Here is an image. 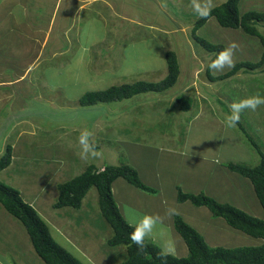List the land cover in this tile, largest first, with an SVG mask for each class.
<instances>
[{"label":"rangeland","instance_id":"rangeland-1","mask_svg":"<svg viewBox=\"0 0 264 264\" xmlns=\"http://www.w3.org/2000/svg\"><path fill=\"white\" fill-rule=\"evenodd\" d=\"M226 1L212 0L213 8ZM204 2L205 0H0V40L3 47L12 48V51L2 48L3 59L8 60L9 64L13 63L12 65L22 64L24 53L19 43L22 41L20 34L24 35L23 39L26 41L24 45L26 49L30 48L28 51H31L34 58L37 59L39 51L52 40L56 41V55H59H55L56 58L52 62H50L52 58L49 62L38 59L37 66L31 68L27 74L26 69H10V73L5 70L12 78L6 77L4 79L6 84L0 86L4 94L0 92L5 97L1 101L3 104L9 102L8 108L18 112L15 119L19 122L9 133L14 119H8L11 122L3 129L0 127L2 155L5 154L7 145L13 146L12 154L17 153L22 157V170L27 171L23 173L25 181L22 183L28 182L32 185L37 182L33 176L36 166L45 167L50 171V168L57 169L61 162L62 166L67 167L58 174L62 177H59L60 181L54 179L48 181L50 172L40 169L38 183L45 189L41 200H35L32 204L48 223L54 239L84 264H121L128 257L125 246L108 245L114 232L101 214L96 188L89 191L80 210L69 207L57 210L53 207L58 201L59 185L81 175L90 165H95L98 169L130 165L141 171L142 176L146 177L152 186L155 187L157 183L166 188L163 191L166 196L155 199L157 205L166 208L163 213H161L163 209L159 212L161 222L159 218L151 234L144 237L146 242L157 245L164 253L178 258L189 255L184 239L177 233L175 226L174 229L170 226L168 213L170 209H175L186 217L191 216H187L183 205L170 202L168 198L173 190L170 184L166 183L167 178L158 175V172H161L166 176L170 166L177 163L172 159L174 155L166 160H162L160 156L157 158L159 146L175 143V140L171 139L175 133L164 131H169V126L174 123L170 119L160 121L165 115L161 114L157 99L151 102L152 106L149 108L144 109L140 105L141 111L140 106H135L146 104L147 96L155 94H142L129 101L117 102V105L102 102L82 106L80 100L84 95L138 81L159 82L168 73L166 53L174 51L178 56L182 75L175 88L170 90L169 97L185 92L191 94L196 87L199 95L206 93L209 98L213 97L212 104L214 107L218 105L226 118L231 115L233 103L257 95L264 97V67L248 70L246 75L238 72L236 76L241 75L240 77L233 76L223 83L219 81L211 85L215 82L211 83L209 74H223L233 67H226L220 72L210 70L208 65L215 56L214 53H208L194 40L192 30L201 18L195 8L197 4L203 5ZM50 8L53 9V14L52 12L49 14ZM240 11L242 14L248 11L264 12V0H241ZM26 12L30 26L25 18ZM73 17L74 26L69 29L70 50L62 55V49L58 47L64 49L68 47L62 34L63 30L66 31L69 27L68 18ZM219 24L216 18H211L198 31V36L224 48L231 42H236L239 49L234 56L235 65L241 62L257 63L261 60L264 47L258 38L245 34L241 29H227ZM256 26L264 36V23ZM26 31L29 37H26ZM16 47L21 48L16 50ZM48 49L49 47L46 50ZM48 64L52 66L45 67ZM44 67L49 69L46 74ZM194 67H197L199 72L196 73L194 86H191L194 82ZM192 72L193 77L190 76ZM5 74L3 75L6 76ZM22 74L26 79H20L23 77ZM208 86L215 87L209 90ZM124 105L129 110L134 109V105L137 111L142 112V116H147L148 124L152 125L147 126L145 120L135 122L138 113L135 111L125 113L123 119L120 116H110V112ZM1 122L3 123L0 116V124ZM218 129L205 128L208 132L201 138L203 129L198 130L194 127V132H191L187 139L201 138L202 141H213L215 143L213 148L217 150L218 147L221 160L225 161L222 165L227 170L229 163L248 167L260 164L261 157L252 141L256 142L264 153V104L255 111L244 109L240 113L239 124L235 127H229L227 123L223 133L218 132ZM49 131L54 132L52 139L48 136ZM82 132L92 134L90 142H94L99 155L82 158V146L79 144ZM186 133V127H183L181 133L183 138ZM31 153L38 161L28 160ZM53 156L55 158H52ZM205 167L204 165L194 167V174L205 171ZM237 176L231 172L229 176L225 174V179H218L219 183L223 182L225 191L217 193L218 190H215L217 193L215 201L249 211L246 213L256 218H264V210L255 193H252L254 190L241 189L238 182L240 179H236L241 177ZM194 178L196 186L206 185L208 181L203 176ZM116 184V197L122 193L118 187L122 184L130 186V195L134 193L146 195L141 199L137 196H134L133 200L130 199L135 203V208H140L138 213L142 218L147 215L144 211L156 206L148 197L152 194L135 189L124 179ZM202 192L207 193L205 190ZM125 196L128 197L127 194ZM122 200L123 203L117 204L118 208L122 207V214L125 218L127 216L130 222L133 208L129 205V200ZM136 201L140 203L137 204ZM164 201L167 206L162 205ZM211 213L207 216L202 213L192 216L194 225L202 231V236L209 246L234 248L262 244V239L233 229L223 218L218 219ZM137 217L138 214L135 218L141 221L142 218ZM71 233H74L73 236ZM67 237H70V240ZM21 255L24 258L26 252H22ZM40 258L38 263L42 261Z\"/></svg>","mask_w":264,"mask_h":264},{"label":"trees","instance_id":"trees-1","mask_svg":"<svg viewBox=\"0 0 264 264\" xmlns=\"http://www.w3.org/2000/svg\"><path fill=\"white\" fill-rule=\"evenodd\" d=\"M241 0H227L213 8L209 16L200 18L192 30L194 40L208 53H219L224 47L215 45L198 36V31L211 18H216L221 27L227 29H241L245 34L256 37L264 47V36L257 29V24L264 23V12L240 11ZM168 66L167 76L159 82L138 81L132 84L112 86L105 91L90 92L81 98L82 106H91L98 103L122 102L135 96L147 93H163L172 89L181 74L180 63L176 52L166 53ZM215 56L211 59L214 60ZM264 67V51L257 63L241 62L229 72L220 76L209 74L211 82H218L237 75L240 71H253ZM182 112L189 111L191 99L185 95L177 98ZM239 124V122L237 123ZM254 148L261 157V162L255 167L241 164H229V170L248 178L255 189L256 195L264 210V153L257 143ZM13 149L10 145L0 158V172L8 168L12 162ZM124 179L133 187L154 194L156 191L143 183L136 169L129 165L106 166L98 169L95 165L87 167L81 175L59 185V197L55 209L73 208L80 210L83 201L92 188L98 192L101 214L112 228L114 234L108 241L111 247L125 246L127 260L121 264H264V218H256L229 204H219L215 199L204 193L195 195L178 190V202H191L197 207H207L217 218H223L235 230L241 231L253 238L262 239L258 246H244L235 248L211 247L202 235L187 224L180 216H176L174 226L184 239L189 255L178 258L164 253L157 245L143 241V248L138 247L130 239L135 226L130 225L120 209L113 194V184L118 179ZM0 203L9 214L21 221L26 227L38 255L44 264H84L72 253L62 247L52 236L48 223L39 215L36 209L24 201L21 193L0 181Z\"/></svg>","mask_w":264,"mask_h":264},{"label":"crops","instance_id":"crops-1","mask_svg":"<svg viewBox=\"0 0 264 264\" xmlns=\"http://www.w3.org/2000/svg\"><path fill=\"white\" fill-rule=\"evenodd\" d=\"M51 12L53 14V9L50 8L49 14ZM27 14H28V12H26L25 18L27 19V24L30 26L29 17H27ZM52 14H51V16H52ZM68 19L70 20V24L68 25L69 27L66 29V31L64 29L63 34H62L64 41L66 43H68V47L65 49L62 47H58V49H62V52H63L62 55H64L65 52H69V50H70V47H69V44H70L69 32L70 31H69V29H71L72 26H74V22H75L74 17L72 19H70V18H68ZM25 33H26V37H29L27 31ZM2 36L4 37L5 34H3ZM23 37H24V35L20 34V38L22 39V41H19V43L22 46L21 50L23 51L24 55H23L22 64H19L18 66L12 65L13 63L9 64L8 60L3 59L2 48H5L6 50H9V51H12V48L9 49V46H8V48L3 47L2 41L0 40V75H1L0 76V86H2V84H6L4 81V79H6V77L12 78L9 75L10 69H13V70L26 69L25 74H27V72L31 68H34L37 66L36 61L38 59H42V61L46 60V62H49V59L52 58V60H50V62H52L56 58V56H59V55H56L57 54V49L55 47L56 41L52 40V42L49 45L46 44L47 46L39 51V55H37L38 56L37 59H36V57L34 58L33 55L31 54V51H28V50H30V48L26 49V45H24L26 43V41H24ZM25 39H27V38H25ZM28 47H29V45H28ZM48 47H49V49L46 50ZM20 48L21 47H19V48L16 47L15 49L19 50ZM32 57L34 58V60ZM31 58H32V60H31ZM46 62H42V63H46ZM15 64H17V63H15ZM47 66H52V64H48L45 67H47ZM5 70L9 71V73H7V71L5 72ZM48 70L49 69L45 68L44 73L46 74V71H48ZM194 70H195L194 71V77L192 76L193 72L190 75L191 77L194 78V80H193L194 82L192 81L193 83H191L192 84L191 86H194L195 79H196V73L199 72L197 67H194ZM13 72H15V71H13ZM240 72L244 73L243 75L247 74V72L243 71V70ZM2 73L3 74L6 73L5 74L6 76H4ZM226 73L219 74V75H213V76H220V75H224ZM181 75H182V73L180 74V77H181ZM22 76H23V74H22ZM166 76H167V74H166ZM240 76L241 75L236 76V77H240ZM21 78H25V77L23 76V77H20V79ZM228 79H230V78H228ZM223 81H227V79L222 80L221 83H223ZM216 83H219V81L212 83L211 85H215ZM214 87L215 86H208L209 90L214 88ZM174 88H172V89H174ZM172 89H170V90H172ZM170 90L163 92V93H154L155 96L154 95H151V96L148 95L147 96L148 101L146 104L142 103V104H138L135 106L139 107L141 105L142 107H144V109H146V108L151 107L152 106L151 102L154 101L155 99H157L160 103L159 104L160 105V111H162L161 114L165 115V118L161 117L160 121L170 119V121L174 123L172 126L171 125L169 126V129H170L169 131H167V130H164V131L167 133H169L171 131L175 133L174 135H172V138H171V139L175 140V143H172L171 145H165L162 147L159 146V148L157 149V158L160 156V158L162 160H166L168 157H171L172 155H174V158H172V159L176 160L177 163L170 166L168 174L166 176H164L161 172H158V175L163 177V178H167L166 183L170 184V187L173 190L170 198H168V199H170V202H172V203L174 202L176 205H183V207H185V209H186L184 211L187 213V216H189V215H191V216L186 217V215H184L180 211L176 212V210H175V214H179L180 216H182L181 218H183V220H185V222L187 224H189L191 227H193L195 230H197L198 233H200L202 235L203 234L202 231L199 228H197L196 225H194V219L192 216H194L195 214H200V213L207 216L208 213H211V211L207 207H197L189 201L184 202V203L178 202V199H177L178 190L181 189L184 193L195 194V195L201 194V193H203L202 190H205L207 193H204V194H206L207 196H209L215 200H216V194L219 191H221V192L225 191V187L222 186L223 182L219 183L218 179H220V178L225 179V174L227 176H229V174L232 171L227 170V168L223 167L222 164L225 161L221 160L222 158L220 156L221 155L220 152H218L219 151L218 147H217V150H216V148L215 149L213 148L215 143L213 141H210V140L202 141L201 138H203L204 134L206 132H208V130H205V128H208L211 130L214 128H219L217 131L223 133L225 131V128L227 125V118L228 117L226 118V116L224 115L225 113L221 112L218 105L217 106L215 105V107H214V105L211 102L213 97L209 98L208 94H206V93L199 95L198 94L199 92H196V91H198L196 89V87L191 92V94H187V92H185V94L180 93V94L170 95V97H169L168 94H169ZM0 91L3 92V94H4V91L2 90V88L0 89ZM181 95H185L191 99V107H190L189 111H187V112H182L180 110V103H178L177 98L180 97ZM138 96H140V95H138ZM0 97H1L0 98V104H1L0 110L2 109L0 111V116L2 117V121H3V123L1 122L0 127H2V129H3L7 124H9V122H11V121H9L8 119H11V120L14 119L12 121H15L12 123L10 130L8 131V133H9L12 129H14L15 124H17L19 122L15 119L16 114L18 112L16 113L15 111L10 110L8 108L7 103H9V102L3 104V102L1 100H4L5 97H4V95H2V93H1ZM135 97H137V96H135ZM134 98L127 99V100L129 101V100H132ZM116 103L117 102H114V104H116ZM141 106L139 107L140 111H141ZM156 107L157 106H155L154 108H156ZM26 108L23 109V111L26 110ZM133 108L134 109L129 110V109H127V106H125V105L122 107H118V110H113L112 112H110L111 113L110 116H114V117L120 116V118L123 119L125 113L135 111V112H138L137 113V120L135 122H140L142 120H145L148 124L149 119L147 118V116L146 115L142 116V112L140 113V111H137L135 109L134 105H133ZM7 110H8V112H7ZM158 120L159 119H157V121ZM185 122H188V123L184 124ZM151 125L152 124H148L147 126H151ZM183 127H186V131H187L184 138H183V135L181 134ZM194 127L198 130L203 129L202 133L200 134V136H201L200 140L198 138L193 139V140L191 138L189 140L187 139L189 137V134H191V132H194ZM39 130L40 129H38V131ZM53 133L54 132L49 131L48 136H51V139H52ZM178 133H179V135H176ZM51 139L49 138L50 141H51ZM176 141H179V142L176 143ZM205 150H207L208 153ZM2 152H3V146L0 148V156H2ZM52 158H55V156H53ZM20 159H22V157H20L17 153H15L13 155L12 162H11L10 166L8 168H6L5 170L0 172V181L6 185L18 190L24 196V197H22L24 199V201H26L27 203L31 204L34 207L35 205L32 203H34L35 200H39V201L41 200V197H42L41 195L44 193V189H45V187H43V186L41 187L38 183V177L40 176L39 175L40 169L43 168L45 171H49V170H46L45 167L36 166L37 168L34 170L33 176L36 177V181H37L36 183L37 184L35 183L32 185V184H29L28 182L22 183L23 181H25V174L23 175V173L24 172L26 173L27 171L22 170L23 159L21 161V165L19 164ZM28 160L38 161L37 158H34L33 153L30 154V158ZM229 164H231V163H229ZM203 165L206 166L205 167L206 170L203 172H198L199 174H196V173L194 174V167H200ZM183 166H185V167L181 168ZM18 168L19 169L21 168V169L19 170ZM177 168L180 170H177ZM64 169H67V167L62 166L61 162H60V166L57 167V169L56 168H50V171H49L50 176L48 177V181H52L53 179L60 181L59 177L60 178H62V177L59 176L58 174L62 173L64 171ZM207 170H208V173H210V174L207 173ZM137 172H138L140 178L142 179L143 183L156 191L154 194H152V196H148L151 199V201H153L156 204V200H155L156 197L160 198V196H162V197L166 196V194H164V192H163L166 188L162 187L163 186L162 184L156 183V185L154 187L150 183H148L146 177L142 176L141 171L137 170ZM235 174L238 175L237 177H241V178H236V179H240L238 182H239V186L241 187V189H247L248 188V189L254 190L252 193H255V195H256V192H255V189H254L252 182L249 181L248 178H245V177H243L237 173H235ZM201 176H203V178H205V179H208V181H207L206 185L202 184L200 186H196L195 185L196 178H194V177H201ZM121 179L122 178H120L114 182L113 194H114V197H115L117 204H119V205H120V203H123L122 199H126V201L129 200L128 203L133 208L131 213H130L131 221L128 222L127 216H126L127 219L125 217L124 218L126 219V221L130 225L136 226L140 221H138L135 218V215L138 214L137 218H139V217L142 218V216L138 213L140 211V208H135V203L130 201V199L133 200V198H135L134 196H137L138 198L141 199L142 197H146V195L143 194V196H142V194L139 195L137 193L130 195L129 194L130 193L129 190L131 189L130 186H125V184H122V185L118 186L122 193L116 197L115 185H117L116 183H118V181H120ZM56 183H59V182H56ZM122 183H124V182H122ZM135 189H137V188H135ZM194 190H196V191H194ZM215 190H218L217 193H215ZM125 194H127L128 197H126ZM136 203L138 204V203H140V201H136ZM162 205L167 206L166 201H164V204H162ZM156 206H154L150 210L144 211V212L149 216L158 217V219H159L160 218L159 212H161V210L163 209V211L161 212V213H163L166 210V208H165V206H159L157 204H156ZM53 207H54V205H53ZM119 209L122 213V210H123L122 207H120ZM57 210H59V209H57ZM244 212L249 213V211H244ZM173 215L174 214L171 215L168 213V216L170 218L169 219L170 226L173 227V229H174V220H175L174 217H176V216H173ZM211 215H213V214L211 213ZM163 218H165V216H163ZM218 219H221V218H218ZM260 219H262V217ZM160 222H161V218H160ZM71 234L73 236L74 233H71ZM67 239L70 240V237H67ZM204 240H205V238H204ZM22 252H26V256L24 258L21 255ZM38 254L39 253L36 252V250L33 246L32 240H31L25 226L18 219H16L14 216L9 214L8 211L4 208V206L0 203V264H44V261L40 258V256ZM39 258L42 260L41 263L40 262L38 263Z\"/></svg>","mask_w":264,"mask_h":264},{"label":"clouds","instance_id":"clouds-1","mask_svg":"<svg viewBox=\"0 0 264 264\" xmlns=\"http://www.w3.org/2000/svg\"><path fill=\"white\" fill-rule=\"evenodd\" d=\"M214 7L212 0H205L203 5H196V12L201 18L210 15L212 8ZM239 49V45L236 42H231L226 48L215 54V59L212 60L208 68L212 71L220 72L226 67L232 68L235 66L234 56L236 51ZM261 104H264V97L259 95L250 97L246 100L240 101L239 103H233L231 105V115L227 118L229 127H235L240 120V113L249 108L253 111L257 109ZM91 133L82 132L79 137V144L82 146L81 156L82 158H88V156H97L99 153L95 150L94 142H90ZM169 214H175V209H170ZM158 217L145 215L141 221L135 226L134 231L130 234V239L138 247L143 248L144 237L151 234L152 229L157 223Z\"/></svg>","mask_w":264,"mask_h":264}]
</instances>
